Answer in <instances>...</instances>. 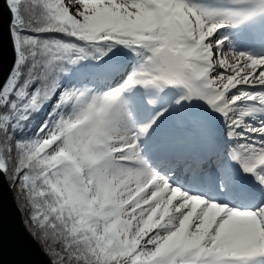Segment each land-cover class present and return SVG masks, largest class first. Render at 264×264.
<instances>
[{
  "label": "snow or ice",
  "instance_id": "1",
  "mask_svg": "<svg viewBox=\"0 0 264 264\" xmlns=\"http://www.w3.org/2000/svg\"><path fill=\"white\" fill-rule=\"evenodd\" d=\"M4 6L0 175L51 264H264V0Z\"/></svg>",
  "mask_w": 264,
  "mask_h": 264
},
{
  "label": "water",
  "instance_id": "2",
  "mask_svg": "<svg viewBox=\"0 0 264 264\" xmlns=\"http://www.w3.org/2000/svg\"><path fill=\"white\" fill-rule=\"evenodd\" d=\"M5 25L8 13L0 0ZM14 61V53L5 31L0 36V80L6 78ZM0 264H51L49 258L29 235L13 200L12 192L0 175Z\"/></svg>",
  "mask_w": 264,
  "mask_h": 264
},
{
  "label": "trees",
  "instance_id": "3",
  "mask_svg": "<svg viewBox=\"0 0 264 264\" xmlns=\"http://www.w3.org/2000/svg\"><path fill=\"white\" fill-rule=\"evenodd\" d=\"M37 119L40 120L42 119V117L38 116ZM4 178L11 189L13 200L15 202L17 209L19 210L23 225L25 226L29 235L35 240V242L39 245L41 250L45 253V255L50 260V257L46 254L44 250V246L41 244L39 240V230L33 228L32 221L30 219V212H31L30 206L27 204L26 200L23 198V194L20 192L18 185L14 184L11 180L6 178L5 176ZM33 231L37 232L36 236L32 235Z\"/></svg>",
  "mask_w": 264,
  "mask_h": 264
},
{
  "label": "bare ground",
  "instance_id": "4",
  "mask_svg": "<svg viewBox=\"0 0 264 264\" xmlns=\"http://www.w3.org/2000/svg\"><path fill=\"white\" fill-rule=\"evenodd\" d=\"M259 21H256L255 25L258 23ZM261 22V21H260ZM263 24V23H262ZM254 25V26H255ZM261 25V24H260ZM259 24H257V28H259L260 26ZM253 27V26H252ZM253 28H256V27H253ZM256 28V29H257ZM251 29L250 28H246L244 30V34L245 35H248L250 33ZM238 47L240 48V50L242 51H248V52H254V53H260L262 50L261 48L259 47L258 44H255L253 42H251L250 40H247V39H242L240 40L239 44H238ZM259 51V52H258Z\"/></svg>",
  "mask_w": 264,
  "mask_h": 264
},
{
  "label": "rangeland",
  "instance_id": "5",
  "mask_svg": "<svg viewBox=\"0 0 264 264\" xmlns=\"http://www.w3.org/2000/svg\"><path fill=\"white\" fill-rule=\"evenodd\" d=\"M258 21H259V22H258L257 24H259V25L262 24V23L264 24V21H261V22H260V20H258ZM257 24H256L255 26L253 25V27H256V28H257ZM257 29H258V28H257ZM239 50H240V48H239ZM258 52H259V51H258Z\"/></svg>",
  "mask_w": 264,
  "mask_h": 264
}]
</instances>
